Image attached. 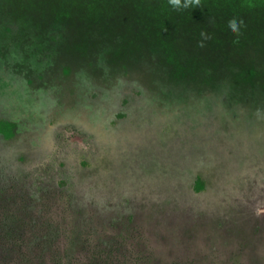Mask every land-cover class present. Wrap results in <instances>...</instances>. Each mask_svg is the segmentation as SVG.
Returning a JSON list of instances; mask_svg holds the SVG:
<instances>
[{"label": "rangeland", "instance_id": "1", "mask_svg": "<svg viewBox=\"0 0 264 264\" xmlns=\"http://www.w3.org/2000/svg\"><path fill=\"white\" fill-rule=\"evenodd\" d=\"M0 120V264H264V0H0Z\"/></svg>", "mask_w": 264, "mask_h": 264}, {"label": "clouds", "instance_id": "2", "mask_svg": "<svg viewBox=\"0 0 264 264\" xmlns=\"http://www.w3.org/2000/svg\"><path fill=\"white\" fill-rule=\"evenodd\" d=\"M169 4L174 8V9H179L181 7L187 8L192 4L198 5L200 3V0H184V3L182 4L181 0H168ZM243 24V21H240L239 24L236 19H232L229 21L228 27L233 33H238L239 32V25ZM202 36H204L205 39L208 37L202 33ZM202 46V45H201ZM264 214V209L258 208L256 210V215H262Z\"/></svg>", "mask_w": 264, "mask_h": 264}, {"label": "trees", "instance_id": "3", "mask_svg": "<svg viewBox=\"0 0 264 264\" xmlns=\"http://www.w3.org/2000/svg\"><path fill=\"white\" fill-rule=\"evenodd\" d=\"M14 125L11 122L0 120V132L7 137L13 135Z\"/></svg>", "mask_w": 264, "mask_h": 264}]
</instances>
